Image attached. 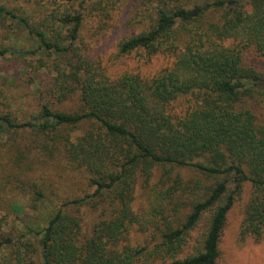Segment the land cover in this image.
Instances as JSON below:
<instances>
[{
    "label": "trees",
    "instance_id": "trees-1",
    "mask_svg": "<svg viewBox=\"0 0 264 264\" xmlns=\"http://www.w3.org/2000/svg\"><path fill=\"white\" fill-rule=\"evenodd\" d=\"M150 7L154 15L119 41L111 61L140 51L170 59L142 75L111 74L82 53L84 15L73 5L55 2L39 23L0 5L1 16L32 34L36 50L54 55L58 101L78 98L72 110L47 101L27 122L0 113V137L34 128L43 135L38 147L85 170L94 190L70 203L105 216L85 235L68 203L59 207L35 232L37 247L24 235L0 241L14 246L16 264H33L36 252L42 264H218L228 214L246 184L252 197L241 236L264 238V120L254 107L264 96V0L191 7L152 0ZM6 53L26 54L22 47ZM183 97L193 103L175 113L172 103ZM178 169L196 175L185 183ZM139 185L145 200L136 211ZM43 197L36 190L32 207ZM133 227L146 235L144 244L130 242Z\"/></svg>",
    "mask_w": 264,
    "mask_h": 264
},
{
    "label": "rangeland",
    "instance_id": "rangeland-1",
    "mask_svg": "<svg viewBox=\"0 0 264 264\" xmlns=\"http://www.w3.org/2000/svg\"><path fill=\"white\" fill-rule=\"evenodd\" d=\"M150 1L0 0V5L17 15L27 16L32 23H39L55 2L73 5L84 15L82 39L78 43L84 55L107 68L111 74L130 71L151 75L165 67L170 59L162 54L149 55L146 51H140L124 60L111 62L119 41L141 31L149 16L154 15V11L150 10ZM204 1L214 0H179L187 7L194 2ZM34 44L32 34L23 28H16L10 19L0 15V51L22 47L26 52L14 56L0 54V113H10L18 122L31 121L47 101H53L51 105L61 110L75 109L78 102L76 95H71L66 101H58L57 92L51 90L56 74L49 68L55 57L48 56L47 51L36 50ZM262 66L264 69V64ZM192 103L191 97H183L172 103V108L175 113H182ZM254 107L260 119L264 120V96L254 102ZM83 128L84 125L78 127L76 134H82ZM42 140L43 135L32 127L11 128L0 137V241L6 237L20 240L24 235L23 240H29L37 247L35 232L46 225L54 210L67 203L66 208L80 218L81 231L85 235L91 234L105 218L100 208L70 203L94 189L89 186L83 168L72 167L61 155L38 147ZM176 174L181 175L187 183L195 177L196 172L178 169ZM36 190H41L44 197L33 208L31 198ZM251 197V185L246 184L228 214L218 264H264V238L258 240L252 235L241 236L246 205ZM144 200L145 193L139 185L134 202L136 211H139ZM31 229L34 230L32 233ZM146 238L145 234L133 227L131 243L142 245ZM13 249V245L0 247V264H16ZM34 260L33 264H42L37 252Z\"/></svg>",
    "mask_w": 264,
    "mask_h": 264
}]
</instances>
